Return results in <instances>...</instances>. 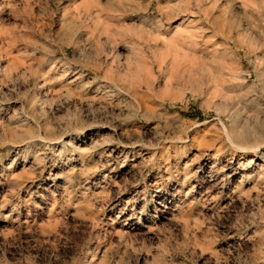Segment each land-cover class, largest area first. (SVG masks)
Listing matches in <instances>:
<instances>
[{
    "label": "rangeland",
    "instance_id": "374dc122",
    "mask_svg": "<svg viewBox=\"0 0 264 264\" xmlns=\"http://www.w3.org/2000/svg\"><path fill=\"white\" fill-rule=\"evenodd\" d=\"M0 264H264V0H0Z\"/></svg>",
    "mask_w": 264,
    "mask_h": 264
},
{
    "label": "bare ground",
    "instance_id": "6f19581e",
    "mask_svg": "<svg viewBox=\"0 0 264 264\" xmlns=\"http://www.w3.org/2000/svg\"><path fill=\"white\" fill-rule=\"evenodd\" d=\"M257 146H259V145H257Z\"/></svg>",
    "mask_w": 264,
    "mask_h": 264
}]
</instances>
